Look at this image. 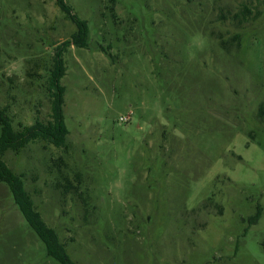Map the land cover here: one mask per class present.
I'll list each match as a JSON object with an SVG mask.
<instances>
[{
  "label": "rangeland",
  "instance_id": "obj_1",
  "mask_svg": "<svg viewBox=\"0 0 264 264\" xmlns=\"http://www.w3.org/2000/svg\"><path fill=\"white\" fill-rule=\"evenodd\" d=\"M66 3L90 27L64 53L68 150L38 141L4 160L73 262L264 264V1ZM244 5L259 18H220ZM76 31L57 0H0V106L16 129L48 119L32 76ZM0 264H60L4 183Z\"/></svg>",
  "mask_w": 264,
  "mask_h": 264
},
{
  "label": "trees",
  "instance_id": "obj_2",
  "mask_svg": "<svg viewBox=\"0 0 264 264\" xmlns=\"http://www.w3.org/2000/svg\"><path fill=\"white\" fill-rule=\"evenodd\" d=\"M57 5L66 17L76 25L77 31L72 35L70 41H66L55 48L52 65L48 69L47 77L43 78L38 74L32 76L36 81L38 80L40 88L44 89V93L49 99L50 113L48 119L37 115L34 124L16 129L9 114L10 105L0 106V183L8 186L14 203L24 219L45 244L48 256L60 264H76L71 259L66 245L60 241L58 233L46 224L41 213L36 210L34 202L26 190L24 176L15 173L4 160V156L8 151L17 153L29 144L38 141L46 142L65 151L68 150L67 138L70 130L67 127L64 112L66 87L62 84V79L66 75L64 53L72 45L78 48H87L90 27L87 21L81 20L73 13L66 0H57ZM260 15V12L254 13L248 5H244L237 13H233L231 10L222 11L220 18L223 21L231 19L237 22L240 28H243L245 23L258 19ZM235 38L240 41L241 35H237ZM217 39L220 47L230 53L233 44L224 40L221 36ZM263 113L264 108L261 107L259 113L261 120H263ZM66 181L67 184L64 185L66 189H74L76 192L79 190V187L74 185L73 182L67 179ZM262 212V208L258 207L256 214L249 219V225L258 223Z\"/></svg>",
  "mask_w": 264,
  "mask_h": 264
}]
</instances>
